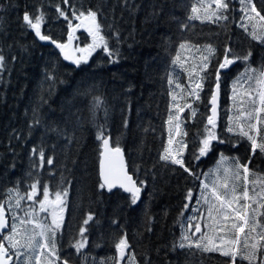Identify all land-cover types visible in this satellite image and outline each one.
<instances>
[{"label": "trees", "instance_id": "obj_1", "mask_svg": "<svg viewBox=\"0 0 264 264\" xmlns=\"http://www.w3.org/2000/svg\"><path fill=\"white\" fill-rule=\"evenodd\" d=\"M197 3L0 0V55L4 56L0 68V202L7 200L9 189L18 187L23 195L37 180L41 191L44 185L52 192L66 189V219L57 234L61 260L69 264H120L115 244L125 237L129 245L125 251L130 254L126 264H231L230 258L219 252L174 250L173 245L180 242L184 232L193 240L200 236L193 235L189 223L194 226L203 214L207 223V205L200 199L201 182L221 154L231 158L243 154V163L250 160L249 168L264 177V155H253L250 142L239 136L238 130L227 131L233 105L239 101L249 110L247 91L256 87L255 80L251 85H237L234 100L233 81L249 65L257 69L251 73L253 77L264 70V43L249 34L254 30L257 35L264 34V21L255 13L242 11L240 0H230L227 20H189ZM252 3L264 16V0ZM57 6L68 20L59 15ZM89 9L97 11L112 55L102 47L87 63L79 65L65 59L54 45L42 42L23 20L26 12L33 18L42 13L41 33L65 44L72 31L69 21L72 27L78 23L73 13H87ZM241 25H246L247 31ZM79 35L82 42L89 39ZM182 43L187 45L184 49L180 48ZM206 45L214 52L210 54ZM227 49H231L228 57L248 52L251 57L247 63L237 59L229 71L220 73V120L215 132L224 143L213 141L210 152L194 159L206 134L216 70ZM177 55L179 61L173 63ZM205 56L210 63L200 71ZM197 83L202 84V89H196L199 99L189 95ZM169 114L179 116V130L173 129L175 119L169 124ZM241 122H245L243 118ZM259 127L264 134V124ZM101 128L114 146L124 149L129 170L139 185L143 181L141 197L135 204L121 189L109 192L99 187L102 140L97 139V133ZM165 148L170 156H182L195 175L162 160ZM41 150L45 154L42 166ZM48 158L53 160L51 165ZM189 190L190 202L186 199ZM10 203L19 216H23L21 209L34 208L27 199L21 201V209L15 208V199ZM8 214L12 222V214ZM89 214L93 220L84 225ZM192 217L196 219L190 221ZM81 227L87 229V244L77 254L71 244L80 239ZM32 228L28 225L27 231L31 233ZM263 258L261 250L255 264H261ZM23 259L14 257L13 264H22ZM236 264L248 261L237 257Z\"/></svg>", "mask_w": 264, "mask_h": 264}, {"label": "snow or ice", "instance_id": "obj_2", "mask_svg": "<svg viewBox=\"0 0 264 264\" xmlns=\"http://www.w3.org/2000/svg\"><path fill=\"white\" fill-rule=\"evenodd\" d=\"M64 3H68V0H64ZM241 5L244 7L242 11L255 13L256 17H259L261 21H264V16L257 11L252 0H240ZM230 0H198L197 5L192 6L193 15L189 16V20L199 19L202 22L204 20L210 22H217L220 20H227L228 16L226 13L229 10ZM57 12L60 16L68 20L66 13L57 6ZM203 10V15L199 13ZM73 15L76 19H82L83 21H89L90 24L87 26V30L90 35L93 36V43L88 45L86 48L77 49L80 52H87L91 55L92 51H95L98 47H103L104 51L112 55L108 49V45L103 36H101L100 28L101 25L97 21L98 13L91 9L87 10V13L80 11L77 15L75 12ZM252 19L251 16L248 17ZM44 19L43 14L31 17L27 12L23 16V20L26 24L35 31L37 37L40 40H49L50 37L41 34V23ZM243 19V17H242ZM69 26L72 31L68 35V44H71L73 40L72 32L79 28L81 25L78 24L72 27L71 21ZM247 31L246 25H241ZM255 27V26H254ZM253 39L259 40L264 43V34L257 35L256 31L249 33ZM55 43L61 51H64L68 44H60L56 41ZM187 45L185 43L180 44V48L184 49ZM206 50L211 54L214 49L210 45L205 46ZM231 49L226 50L224 62L219 64V68L216 70V89H219V70L226 68L228 65L234 63L235 60H243L247 63L251 57V52H248L244 56H235L230 59L227 55ZM65 59H72L67 52H65ZM81 60L87 62L86 57H81L74 62L79 65ZM179 61V55L173 61L177 63ZM4 56L0 55V68L3 67ZM210 60L208 56L203 58L202 66L200 71H205L209 66ZM257 69L252 68L250 65L246 67L245 72L237 77L233 81V99L235 100V93L237 85L243 86L244 83L251 85V82L255 80L256 87H249L247 95L249 96L250 108L247 111H240L235 118V128L232 126L233 117H229V125L227 127L228 132H237L238 135L246 138L250 142L251 152L255 155L259 152L264 155V134L259 125L264 124V70L259 71L258 76L253 77L251 73H256ZM246 78V79H245ZM51 79V77H49ZM201 80L205 77H200ZM169 83H172L170 80ZM179 87V85H177ZM196 89H202V84L197 83L195 88L189 93V95H195L196 99H199V93ZM255 93V95H253ZM43 101V98H41ZM176 97L173 96V100ZM217 93H213L210 99L211 104V115L207 117V125L205 126L204 132L206 133L201 139V147L199 148V155L194 156V159H199L205 156L213 147V141L224 143L221 140L214 129L217 127ZM97 100V107L100 104L99 98ZM258 105V106H257ZM190 107V105H188ZM35 111V110H34ZM179 111H183L182 108ZM192 115L195 116V110H192ZM241 118L246 122H241ZM179 120V116H173L169 114L168 122L172 123L173 120ZM255 120L253 123L252 121ZM39 119L35 123H39ZM211 127H208V126ZM177 130H179V123L176 124ZM171 131V129H170ZM255 134H252V133ZM187 135V133H183ZM259 137V140L257 139ZM71 140V137H69ZM97 139L102 140V147L104 151L101 153L103 159L100 163V176L102 183L99 185L101 189L105 187L109 192L114 188H121L125 192L130 193L131 203L135 204L140 199L141 186L143 181L140 182L141 186L137 185V182L133 180L132 176L128 174L125 168L122 150L119 146L110 147V138L106 137L103 129L101 128L97 133ZM172 141L169 139V144ZM36 150L33 149V152ZM44 152L41 150L39 153L41 166L44 163ZM164 161H169L172 164L180 165L185 172L190 175H195L188 167L185 166L182 156H170L169 149H164V154L161 156ZM229 157H225L221 154V162L228 161ZM233 163L224 169L222 177L218 176L217 180L212 181L211 186L207 183L201 182L203 191L201 197L204 203L207 205V223L204 224L203 231L201 224L196 223L194 225L193 235L200 233V236L193 240L187 235V232L182 233L180 242L173 245V249H192L195 248L201 252H219L222 256L230 258L231 264H236L237 257L241 261H248V264H255L258 253L264 250V177L250 169L247 163H241L238 157H232ZM53 160L47 159V164L51 165ZM222 181V183H218ZM39 181L32 183L29 187L30 192L23 195L20 194L18 187H14L8 190L7 200L0 202V264H10L13 261V257L16 260H20L24 257L22 264H56L60 261V264H69L67 260H61V257L57 248V234L62 227L63 217L62 215L57 217V214L53 212L52 222L46 223L36 218V209L29 208V210L21 209L22 200H31L34 203H39V210L46 212L49 205H60V212H63L64 197L67 196V190L56 191L55 200H49V188L47 185L42 187L43 199L36 201L35 197L40 191L38 188ZM223 188V192L219 189ZM15 193V196L12 194ZM192 198V191L189 190L186 199L189 201ZM15 199V208L23 211V216H19L13 210L10 201ZM200 200H197L199 203ZM255 205V207H254ZM188 208V204L184 205ZM194 211H198L194 209ZM6 213L12 214V222L9 223ZM196 219L195 217L189 218ZM93 220V216L89 214L83 221L84 225H87L89 221ZM32 225V231H27V226ZM193 228V225L189 223V229ZM38 229V231H37ZM87 231L85 227H81L79 230L80 239L75 240L71 244V247L75 248L77 254L81 253V250L86 247L87 238L84 233ZM211 233V235H209ZM255 234V235H252ZM7 244V246H6ZM117 251L120 253V258L123 259L125 250L129 247L127 239L121 237L115 244ZM24 249V251H21ZM85 259L87 257L85 256ZM134 260V258H132ZM103 264V261L101 262ZM261 264H264V259L261 260Z\"/></svg>", "mask_w": 264, "mask_h": 264}, {"label": "rangeland", "instance_id": "obj_3", "mask_svg": "<svg viewBox=\"0 0 264 264\" xmlns=\"http://www.w3.org/2000/svg\"><path fill=\"white\" fill-rule=\"evenodd\" d=\"M201 16L203 15V10H201V12L199 13ZM82 19H77V22L76 24L73 25V27H75L76 25L80 24L81 26L79 28H76V30L74 32H72V35H73V40L71 41V44H68L65 43V44H68V47L67 48H71L72 52H73V62L77 59H80L81 57H86L87 58V62L91 59V57L95 54V52L99 49V48H102L101 47H98L95 49V51H92L91 55H88L87 52H80L78 51L77 49H83V48H86L88 45L92 44L93 43V36L89 34L88 30H87V26L90 24L89 21H83L82 23ZM98 21V20H97ZM99 23V22H98ZM79 33H83L84 35V39H86V37H88L89 39L88 40H85V42H82V39H79ZM101 36L104 37L103 33H102V30L100 28V33H99ZM82 35V36H83ZM105 39V37H104ZM66 48V49H67ZM87 62H84V60H81V62L79 64H82V63H87ZM253 95H255V93H253ZM258 106V105H257ZM233 111L231 112L230 114V117H233L234 120H233V124H235V118L236 116L238 115V113L240 111H247L245 109V106H243L242 103H240L239 101H237L234 105H233ZM177 121L178 120H174V126H173V129L174 130H177L176 128V124H177ZM255 122V120H254ZM253 122V123H254ZM219 124H217V127H218ZM216 127V128H217ZM215 128V129H216ZM214 129V131H215ZM252 134H255L254 132ZM210 152V151H209ZM243 154H240L238 156L240 162L243 164V161H242V158H243ZM226 157H229V156H226ZM236 157V156H234ZM233 163V161L231 160V157H229V160L228 161H224V162H221V159L212 167L210 168L208 174L206 176H204V180L203 182L204 183H207L211 186L212 184V181L214 180H217V177L220 176L222 177L223 174H224V169L227 168L229 165H231ZM218 183H222V181H218ZM39 188V187H38ZM221 192H223V188H220L219 189ZM31 191V190H30ZM29 191V192H30ZM49 192H50V195H49V200L51 201H54L55 200V192H52L50 189H49ZM43 199V195H42V191L40 190L36 197H35V200L36 201H39V200H42ZM64 204H63V212L61 213L60 212V205H49L47 207V211L46 212H41L39 210V203H34L33 201L29 200L30 202L34 203V208L36 209V213L35 215L41 219V220H44L46 219V221L50 224L52 222V214L53 212H55L57 214V217L59 218V216L62 215L63 217V221H62V227H63V223L65 221V218H66V214H67V198L64 197ZM192 199V198H191ZM191 201V200H190ZM189 201V202H190ZM255 207V205H254ZM197 223H200L201 224V227H202V230L203 231H206L207 229H204V224H205V220H204V214L198 219ZM196 224V223H195ZM61 227V229H62ZM60 229V230H61ZM194 230V226L193 228L190 230V231H193ZM200 234V233H198ZM211 235V234H209ZM252 235H255V234H252ZM126 259H130V254H128L126 251H125V255L123 257V259L120 258V264H126ZM264 259V258H263Z\"/></svg>", "mask_w": 264, "mask_h": 264}, {"label": "water", "instance_id": "obj_4", "mask_svg": "<svg viewBox=\"0 0 264 264\" xmlns=\"http://www.w3.org/2000/svg\"><path fill=\"white\" fill-rule=\"evenodd\" d=\"M42 34V33H41ZM43 35V34H42ZM39 38V37H38ZM42 42H44V43H46V44H51V45H54L56 48H58L57 46H56V44L55 43H52V41H54V40H52L51 38L49 39V40H41ZM58 43V42H57ZM61 44V43H60ZM59 50H60V52L62 53V55L65 57V52H67L68 53V55H70L71 57H72V59H67V60H69V61H71V62H73V52H72V50H71V48L69 47V48H67V49H65L64 51H61V49L60 48H58ZM230 59H232V57H229ZM223 62H224V60H223ZM222 62V63H223ZM236 64V60L234 61V63H232V64H230V65H228L226 68H224V69H220L219 70V76H220V79H221V72H227V71H229L234 65ZM220 79H219V89L217 90L216 89V85H215V87H214V91H213V93L215 92V93H217V95H218V99H217V117H216V119H217V124L219 123V120H220V106H221V91H220ZM212 107V106H211ZM210 115H211V109H210ZM209 127H211L210 125H209ZM107 137H109L110 138V147H116V146H114L113 144H112V141H111V137L110 136H107ZM120 147V146H119ZM121 148V150H122V155H123V160H124V164H125V168H126V171L128 172V174L129 175H131L132 176V178H133V180H135L136 182H137V185L138 186H141V185H139V183H138V181L136 180V178L134 177V175L130 172V170H129V166H128V162H127V158H126V154H125V151H124V149L122 148V147H120ZM104 151V149H103V147H102V152ZM101 152V153H102ZM103 159V157H102V155H101V159H100V163H101V160ZM101 177V176H100ZM101 181H102V178H101ZM103 182V181H102ZM106 188V187H105ZM115 189H121V188H119V187H117V188H114L113 190H115ZM122 191H124L123 189H121ZM142 191H143V188H142V186H141V193H140V197H141V194H142ZM125 192V191H124ZM125 193H127V194H130V193H128V192H125ZM6 216H7V219L9 220V223H11V218H10V216H9V214L8 213H6ZM7 246V245H6ZM13 262H14V257H13V261H11L10 262V264H13Z\"/></svg>", "mask_w": 264, "mask_h": 264}, {"label": "flooded vegetation", "instance_id": "obj_5", "mask_svg": "<svg viewBox=\"0 0 264 264\" xmlns=\"http://www.w3.org/2000/svg\"><path fill=\"white\" fill-rule=\"evenodd\" d=\"M79 39H81V36L79 35ZM66 219V218H65ZM65 222V221H64ZM63 226H64V223H63ZM63 228V227H62Z\"/></svg>", "mask_w": 264, "mask_h": 264}, {"label": "bare ground", "instance_id": "obj_6", "mask_svg": "<svg viewBox=\"0 0 264 264\" xmlns=\"http://www.w3.org/2000/svg\"><path fill=\"white\" fill-rule=\"evenodd\" d=\"M81 36V35H80Z\"/></svg>", "mask_w": 264, "mask_h": 264}]
</instances>
